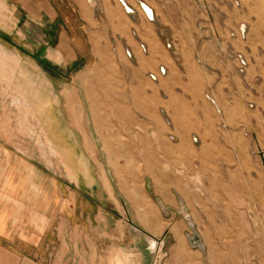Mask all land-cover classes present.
<instances>
[{
    "label": "rangeland",
    "instance_id": "rangeland-1",
    "mask_svg": "<svg viewBox=\"0 0 264 264\" xmlns=\"http://www.w3.org/2000/svg\"><path fill=\"white\" fill-rule=\"evenodd\" d=\"M70 1L88 65L35 15L0 35V264H264V0Z\"/></svg>",
    "mask_w": 264,
    "mask_h": 264
},
{
    "label": "crops",
    "instance_id": "crops-1",
    "mask_svg": "<svg viewBox=\"0 0 264 264\" xmlns=\"http://www.w3.org/2000/svg\"><path fill=\"white\" fill-rule=\"evenodd\" d=\"M0 2H4L5 4H10L11 2L13 5H11V10L9 12H3L0 9V35L8 34L11 35L13 31H15L17 28V24L19 23V20L24 17L25 13L27 16L35 15L39 17V19H46L49 22V28H48V34H49V41H53L54 37L50 36V30H53V33H57L58 36V44L57 46L53 47L55 50H59L62 52L63 56L65 58H68V62L66 64V67L72 68L76 67L77 65H88V62H90L94 57V49L92 46V43L82 25L81 18L78 14H76V8L72 6V2L70 0H0ZM31 18V17H30ZM69 19V21L67 20ZM8 19L11 20L9 23ZM57 19H60V23L57 21ZM45 26V24H43ZM7 28L12 29V31H7ZM10 38V37H9ZM11 39V38H10ZM9 39V40H10ZM13 41V40H11ZM63 42H67L68 46H63ZM50 46L48 47V51H50ZM9 50L7 46L4 44H1L0 42V74L2 72H5L8 66V60L13 58V55L9 52H6L2 55V51ZM16 51V50H15ZM20 57V61L22 62L23 57L21 53L17 50L16 53ZM17 59V56L14 57ZM23 63V62H22ZM12 72V71H11ZM24 72V69H23ZM10 75V74H8ZM16 75V74H14ZM9 78V76H7ZM41 81V79H39ZM38 81V80H37ZM22 85V97L19 98L17 101V105L21 106L28 115L32 117H38L42 119L39 113L44 112L42 107L46 105L45 101L41 102L40 100L42 98H32V94H29V89L33 87L34 83H28L26 85L23 83ZM35 92V89L33 90ZM32 92V93H33ZM43 104V105H41ZM39 108V109H37ZM38 115V116H37ZM48 116V115H47ZM47 119V117H46ZM38 125V120H36ZM46 124V134L45 138L43 139L44 145L47 146V151L51 155V157H55L59 155V152L57 148L54 146L55 143L61 145L64 147V151L67 152L70 156L72 155V148L70 143L63 137L58 138L55 135V129L56 126L53 125V122H48L47 120H44ZM55 142V143H54ZM20 207V205H19ZM29 207H33V202H30V200L23 206L22 211H30ZM10 210L2 209L0 208V250H3V254H6L7 247H5V244L3 239L8 236V225L11 223L10 218L8 217ZM33 222V220H32ZM37 224L35 222L31 224H26V228H31V233L25 237L24 234H15L14 239H16L17 236L21 237L19 241L21 243H30L29 245L33 246L37 244L35 240L33 239L34 236H38L36 232V226ZM12 234V233H11ZM10 234V235H11ZM25 237V238H24ZM32 248V247H31ZM21 248H18V250ZM26 249V248H23ZM21 250V252H25L24 250ZM1 252V251H0ZM38 253V252H37ZM25 256V255H23ZM32 256V257H31ZM34 256H38L35 255ZM31 253H29L28 256L31 259H36Z\"/></svg>",
    "mask_w": 264,
    "mask_h": 264
},
{
    "label": "water",
    "instance_id": "water-1",
    "mask_svg": "<svg viewBox=\"0 0 264 264\" xmlns=\"http://www.w3.org/2000/svg\"><path fill=\"white\" fill-rule=\"evenodd\" d=\"M196 236V237H195ZM194 237V238H193ZM193 237H190V241L191 243L196 246V245H199L201 246V240H200V237L197 236V234H195ZM202 247V246H201Z\"/></svg>",
    "mask_w": 264,
    "mask_h": 264
},
{
    "label": "bare ground",
    "instance_id": "bare-ground-1",
    "mask_svg": "<svg viewBox=\"0 0 264 264\" xmlns=\"http://www.w3.org/2000/svg\"><path fill=\"white\" fill-rule=\"evenodd\" d=\"M143 6H144V8L146 10L145 12L151 15L152 14V9L147 4H143Z\"/></svg>",
    "mask_w": 264,
    "mask_h": 264
}]
</instances>
